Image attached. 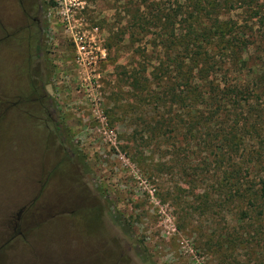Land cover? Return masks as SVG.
<instances>
[{"label":"rangeland","instance_id":"1","mask_svg":"<svg viewBox=\"0 0 264 264\" xmlns=\"http://www.w3.org/2000/svg\"><path fill=\"white\" fill-rule=\"evenodd\" d=\"M23 1L26 7L41 3L46 25L38 50L33 40L28 48L25 27L13 39L0 40V223L14 216L22 196H30L29 201L36 192L35 205L53 197L48 209L53 215L34 221L33 228L40 227L29 231L30 245L17 244L15 252L2 246L0 264H72L71 254L81 264H108L111 256L112 264H228L231 252L223 235L246 228L227 205L220 206L223 199L208 207L221 190L218 182H226L225 166L216 168L218 177L212 164L203 167L209 170L203 171L206 179L198 180L196 163L204 152L164 136L150 139L146 125L145 130L136 125L139 110L144 114L148 108L140 103L143 95L135 103L130 73L151 72L143 58L158 29L144 26L147 30L139 33L134 15L147 12L152 0H80L83 8L74 22L85 34L83 61L60 15L52 11L56 0ZM257 2L264 11V0ZM16 3L0 0V21L19 23ZM249 17L243 5L221 19L251 27L257 40L261 24ZM261 41L243 53L249 60L241 69L246 82L255 68L264 67ZM30 53H36L38 77L52 103L53 134L39 119L28 118L41 114L32 101L2 112L5 95L28 90L26 64L35 57L28 59ZM259 98L254 123L246 120L243 126L246 115L237 117L241 141L228 155V164L236 161L241 175L248 168L242 180L253 183L264 176V99ZM46 169H52L49 177ZM236 247L233 254L249 260L244 245Z\"/></svg>","mask_w":264,"mask_h":264},{"label":"trees","instance_id":"2","mask_svg":"<svg viewBox=\"0 0 264 264\" xmlns=\"http://www.w3.org/2000/svg\"><path fill=\"white\" fill-rule=\"evenodd\" d=\"M171 1L173 4L167 6L152 0L147 12L134 15L139 33L147 30L144 26L158 29L149 54L143 58L151 72L130 73L135 103L143 95L140 103L148 108L144 114L138 109L141 116L136 117L140 119L136 125L142 129L146 125L150 139L164 136L167 141H179L197 153L204 152L205 156L198 154L196 163L198 180L206 179L203 171L209 170L203 167L212 164L218 177L216 168L225 166L226 182H218L221 190L208 207L223 199L220 206L227 205L234 219L246 228L223 235L231 252L228 264H264V176L254 183L243 181L248 168L241 175L243 170L237 169L236 161L228 164L229 153L235 152L241 141L237 117L246 115L243 126L246 120L254 123L258 99H264V72L259 74L264 67L255 68L248 82L241 74L242 65L249 63L244 51L258 39L264 43V11L257 0ZM243 5L249 19L261 24L257 40L251 27L221 19ZM254 66L251 61L249 67ZM251 153L261 155L258 150ZM237 245H244L249 260L233 254Z\"/></svg>","mask_w":264,"mask_h":264},{"label":"flooded vegetation","instance_id":"3","mask_svg":"<svg viewBox=\"0 0 264 264\" xmlns=\"http://www.w3.org/2000/svg\"><path fill=\"white\" fill-rule=\"evenodd\" d=\"M17 3L14 4L16 7V12H17V5L19 6V15L18 21L19 23H5L3 18L0 21V33L3 34L2 37H0V40H8L10 38L13 39V37L16 35L17 30H21L23 27H25V30H28V48H32V43L31 41L35 43L34 46L38 50L41 46V42L43 40V35L45 31V22L44 19L41 17L43 8L41 3L34 4L32 3L31 7H26L24 4L23 0H16ZM34 4V5H33ZM26 21H28V24H25ZM17 26L15 29H12L13 27ZM18 28V29H17ZM8 29H11V32L8 31ZM34 29V30H33ZM2 40V41H3ZM28 50V49H27ZM32 56L34 57V61L27 63L26 66L29 67L28 69V90L24 94H19L17 93V88L14 89L15 91L11 95H5L3 97V113H6L8 110L11 108H15L17 106H20L22 104H25V102L32 101L34 102L36 108V112L40 111L41 114L38 115H32L29 114L27 115L28 118H33V119H39L41 122V126L47 130V132L53 134V130L55 128L54 125V118L52 116L51 110H52V103L50 99L48 98L47 93L44 90V82L43 80L38 77V68H37V62H36V53H30L28 55V59H31ZM38 84V86H37ZM40 90L43 94H40L36 96L35 94L37 91ZM38 94V93H37ZM11 97V98H8ZM12 97H14L12 99ZM25 113L28 112V110L24 111ZM27 118V117H26ZM53 169V168H52ZM51 169V170H52ZM51 170L46 169V177H49L51 174ZM48 178H45V181H47ZM36 194L32 196V198L29 199V201H25L26 198L30 196H22V201L17 202V212L14 214V216H6L8 220H6V224L8 226V232L6 233L9 234V238L0 246L5 245L9 240H11L15 235H24L25 233H28L30 230L33 229L34 221L37 218H48L47 215L51 214V210H48L49 203L53 201V197L51 196H46L44 203L48 204H39L35 205L36 199L39 198V195ZM43 203V202H42ZM29 208V210H28ZM25 214V215H23ZM53 215V214H51ZM5 217V218H6ZM10 217V218H9ZM4 219V218H3ZM113 257L111 256L109 263L112 264L113 262ZM116 264V263H115Z\"/></svg>","mask_w":264,"mask_h":264},{"label":"built area","instance_id":"4","mask_svg":"<svg viewBox=\"0 0 264 264\" xmlns=\"http://www.w3.org/2000/svg\"><path fill=\"white\" fill-rule=\"evenodd\" d=\"M83 8V2L80 0H56L53 4L52 11L60 15L61 21L64 23V28L71 34L72 40L76 44L80 60H84L81 54L86 53L85 34L81 31L80 26L74 22V14ZM97 31V28H93Z\"/></svg>","mask_w":264,"mask_h":264},{"label":"crops","instance_id":"5","mask_svg":"<svg viewBox=\"0 0 264 264\" xmlns=\"http://www.w3.org/2000/svg\"><path fill=\"white\" fill-rule=\"evenodd\" d=\"M38 227H40V226H38ZM38 227H35V228H38ZM35 228H33V229H35ZM7 232H8V226H7V224L5 222L0 223V245L3 244V242H2L3 241V237L6 235ZM30 232H31V230H30ZM30 232H29V234L27 236V239H26L25 235H21L22 237L20 236V238H24L26 241H23L22 239H17V237L19 235L14 236L12 238V240H10L5 245H3V246L6 247L5 248L6 250H4V251H7V252H15V251H17V248H16L17 244H27V245H30L29 244L30 243V240H31L30 239V236H31L30 235ZM13 240H17V241H13ZM0 249H2V246H0ZM70 257H71L70 260H72V264H81L80 263V260H79L80 258L76 254H74V255L71 254ZM83 264H85V263L83 262Z\"/></svg>","mask_w":264,"mask_h":264}]
</instances>
